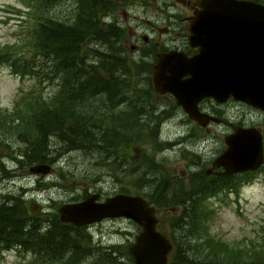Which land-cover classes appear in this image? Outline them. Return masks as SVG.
<instances>
[{"label": "trees", "instance_id": "trees-1", "mask_svg": "<svg viewBox=\"0 0 264 264\" xmlns=\"http://www.w3.org/2000/svg\"><path fill=\"white\" fill-rule=\"evenodd\" d=\"M40 1L43 14L37 18L33 46L50 71L34 73L36 64H30L29 59L21 62L1 48L0 67L8 63L15 73L60 79L59 89L50 99L28 96L16 118L0 110V129L15 133L26 145L20 154L26 158V167L55 164L54 156L60 149L78 150L95 159L87 170L91 182L103 178L98 169L105 167L113 178L137 171L136 177L144 182L143 171L137 169L143 161H136L132 147L143 149L145 160L155 161V153L166 144L159 141L160 123L157 129L149 120L155 110L149 102L154 94L149 79L151 64L135 63L127 54L126 30L115 21L109 22L112 0H68L71 12L62 19L47 15L50 5L62 0ZM136 74L140 75L138 81ZM52 139L60 143L59 148L52 149ZM144 141L150 142L151 152ZM61 177L67 178L64 173ZM231 177L213 179L206 174L194 178L188 189L160 181L153 185L152 194L139 189L131 193L124 188L121 192L141 195L158 212L164 210L159 230L173 244L168 264H236L238 257L233 263L226 261V244L211 237L207 224L213 213L209 198L223 189L240 188ZM21 198L0 202V256L15 249L32 255V264H133L127 245L104 248L92 240L87 226L62 221L57 205L50 213L30 210L29 199ZM164 225H168L167 231ZM253 264H264V260Z\"/></svg>", "mask_w": 264, "mask_h": 264}, {"label": "rangeland", "instance_id": "rangeland-1", "mask_svg": "<svg viewBox=\"0 0 264 264\" xmlns=\"http://www.w3.org/2000/svg\"><path fill=\"white\" fill-rule=\"evenodd\" d=\"M184 1L186 0L111 1L112 11L119 16V22L126 30V35L130 34L129 30L138 35L139 51L132 53L133 41L126 43L127 54L133 62L150 61L146 56L150 50H154L156 42L165 47L182 44L185 24L182 19L190 11ZM40 2L0 0V48L10 51L13 57L21 62L29 59L30 64H36L34 73L50 71L42 61V55L33 46L39 25L37 18L43 14L42 7H39ZM70 3L68 0H62L50 5L47 15L62 19L71 12ZM125 12L129 14L128 20L124 16ZM153 25L158 29L153 30ZM142 35L148 36L149 46L145 45ZM33 59L35 63H32ZM139 78L140 75L136 74L135 81ZM59 85L60 79L51 81L50 77L45 75L41 77L33 73H15L13 68L5 63L0 67V110L8 111L16 118L26 105L28 96L37 94L50 99L57 93ZM149 102L155 105L149 120L153 121L156 127L160 123L159 141L161 144L166 143L163 145L166 146L163 149L162 146L155 153V161L145 160L143 149L132 147L136 161H143L142 165H137V169L143 171L144 182L140 177H136L137 171L127 177L119 174L121 177L113 178L107 167L96 168L103 171V178L91 182L87 178V170L95 163V159L78 150L61 152L60 149V153L56 152L54 156L57 162L52 164L53 170L50 174L43 177L33 175L30 173V167L25 166L26 158L20 156L26 145L18 135L3 128L0 129V202L21 195V199H29L30 210L42 209L50 213L54 211L55 205L58 210L61 204L81 201L94 192H99L102 199L121 192L122 188L131 193L139 189V192L152 194L153 185L160 181V184L169 182L172 186L183 189L192 187L194 178L206 175L207 168L211 167L214 158L225 149L224 137L230 130L229 126L211 123L206 128L190 122L179 111L166 107L168 98L160 97L156 93L152 94ZM162 111H165V114L161 115ZM244 117L247 122L257 121L264 127L263 113L233 104L230 117H227L229 121L244 120ZM146 142L143 144L147 152H151L150 142L145 144ZM50 144L52 149L60 147V143L55 139H52ZM61 173L67 178L63 179ZM234 179L240 185L238 191L223 189L209 198L213 213L207 222L208 231L216 242L226 244L228 252L225 258L229 263H233L234 257H238L239 263L236 264L260 263L264 260V167ZM162 213L165 214L164 210H160L159 218L163 216ZM167 226H163L166 231L169 229ZM86 232L96 244L105 246L104 248L111 245H127L129 249L140 232V227L129 219L114 218L89 225ZM32 258V255L19 254L15 249H10L1 254L0 264H32Z\"/></svg>", "mask_w": 264, "mask_h": 264}, {"label": "water", "instance_id": "water-1", "mask_svg": "<svg viewBox=\"0 0 264 264\" xmlns=\"http://www.w3.org/2000/svg\"><path fill=\"white\" fill-rule=\"evenodd\" d=\"M189 19V43L198 52L170 49L157 55L151 84L158 93H170L189 117L202 127L218 119L203 113L206 97L217 102L232 98L264 110V4L254 0H196ZM226 149L207 174H237L259 169L264 163L263 135L256 127H237L225 137ZM35 174H48L51 166L35 164ZM94 193L78 202L63 203L60 218L76 226L106 218H126L140 227L129 246L133 264H167L173 249L158 230L157 208L136 194L118 193L100 201Z\"/></svg>", "mask_w": 264, "mask_h": 264}, {"label": "flooded vegetation", "instance_id": "flooded-vegetation-1", "mask_svg": "<svg viewBox=\"0 0 264 264\" xmlns=\"http://www.w3.org/2000/svg\"><path fill=\"white\" fill-rule=\"evenodd\" d=\"M184 3L186 4V7L190 11L182 19V21H185L184 30H183L184 33L182 34L183 36L181 38L182 44L181 45H173L172 47H165V46H160V42H156L154 44V47H153L154 50H150L149 53L146 56L147 59L150 58V61H148V62H149V64H151V72H152L153 65L156 63L157 55L159 53H161V52H165V51H168L170 49H175V50L184 51L189 56H192V55H194V54H196L198 52V48H193L190 45V43H189L190 32L187 30V25L189 24V19L194 15V12L198 8V6L196 4V0H186V1H184ZM109 13L111 14V15H109V19H110L109 22L115 21L118 25L122 26V24L119 22V18H118L119 16L116 15L113 11L109 12ZM124 16H125V18H127V20L129 19V14L128 13L125 12ZM148 23L150 24V21H148ZM153 27H154L153 30L158 29L157 26L153 25ZM165 29L168 30L167 27ZM129 32H130V34L128 36L125 35L124 40H125L126 43H128V41L129 42L133 41L131 43V50H132V53H135V52L140 50V48L139 49L137 48V46L139 47V45H137V44H139L138 35H137V33L135 31L131 32L129 30ZM143 40L146 43L145 44L146 46L150 45V43L148 41L149 40L148 36L144 35L143 36ZM151 72L149 74L150 83H151ZM151 87H152V84H151ZM152 89H153V87H152ZM154 93L159 94L156 91H154ZM159 95H160V97H167L168 98L169 102H168V106H166V107H169L170 109L172 108L174 110L179 111L183 115V117L186 118V120L188 119L190 122L197 123V122H195L194 120H192L189 117V115L184 111L182 106L177 104L176 99L174 98V96L172 94L164 93V94H159ZM233 104H237V105H239V107H245V108L249 109L250 111L260 112L261 114L262 113L264 114L263 110H259V109L255 108V107L251 106V105H248V104H246L244 102H241V101H236V100H234L232 98H230L227 101L221 103V102H217L212 97H206L202 101H200L199 109L203 113L209 114V115H211V116H213V117L218 119L217 122L211 121V123L227 124L229 126L230 130L226 133L225 137L227 135H229V134H232L236 130L237 127H256L257 129H259L261 131V133L263 135V141H264V127L259 122L251 121V120H250L251 122L250 121L247 122L245 120V117H244V120L229 121V118H227V117H230L231 106ZM164 113H165V111H163L161 113V115H163ZM224 116H227V117H224ZM211 123L208 126H210ZM208 126L206 128H208ZM225 137H224V143H225ZM226 147L227 146H226V143H225V149H226ZM216 158H217V156L214 158V160ZM213 161H212V164H213ZM211 167H212V165H211ZM252 172H255V171H248V172H243V173L227 174V175L211 173V174H208V176H211L213 179L214 178L218 179L221 176H232L231 178H234V177H237L239 175H244V174H248V173H252Z\"/></svg>", "mask_w": 264, "mask_h": 264}, {"label": "bare ground", "instance_id": "bare-ground-1", "mask_svg": "<svg viewBox=\"0 0 264 264\" xmlns=\"http://www.w3.org/2000/svg\"><path fill=\"white\" fill-rule=\"evenodd\" d=\"M258 109V108H257ZM259 110H261V109H259ZM264 111V110H263ZM163 112V111H162ZM165 114V113H164ZM210 168V167H209ZM209 168H207V170L209 169ZM43 193V192H42ZM90 194V193H89ZM36 201V200H35ZM60 208V207H59ZM50 209V208H49ZM58 213H59V209H58ZM59 216H60V214H59ZM61 219V218H60Z\"/></svg>", "mask_w": 264, "mask_h": 264}]
</instances>
